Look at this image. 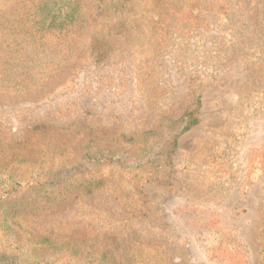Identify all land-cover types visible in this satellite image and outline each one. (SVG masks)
<instances>
[{
	"label": "rangeland",
	"instance_id": "1",
	"mask_svg": "<svg viewBox=\"0 0 264 264\" xmlns=\"http://www.w3.org/2000/svg\"><path fill=\"white\" fill-rule=\"evenodd\" d=\"M63 1L80 16L59 32L47 0H0V252L14 264H264V66L209 61L223 32H258L264 0H208L201 38L174 27L166 47L154 0L118 14ZM164 2L182 22L190 0ZM195 97L198 124L166 149ZM87 148L120 153L92 165Z\"/></svg>",
	"mask_w": 264,
	"mask_h": 264
},
{
	"label": "trees",
	"instance_id": "2",
	"mask_svg": "<svg viewBox=\"0 0 264 264\" xmlns=\"http://www.w3.org/2000/svg\"><path fill=\"white\" fill-rule=\"evenodd\" d=\"M208 0H190L189 8L183 10L179 13L182 14V18L179 24H176V18H170L171 16H177V14L171 10L170 8H166V3L164 0H154L153 10L156 13L154 19L153 31L155 32V36L158 39V44L161 47H166L169 45L168 42H165V37L168 36L170 29L181 28L182 34H186V37L183 40L190 39L191 35L195 34L193 39H200L201 35L197 33V27L202 24L199 20L197 14L200 12H204L203 5ZM260 1V0H257ZM218 0L215 2L212 1V6L217 4ZM129 3V0H100L101 7L108 14H118L121 13L126 5ZM261 4V3H260ZM262 12H264V3L261 4ZM51 7V8H50ZM45 9L46 15L51 18L50 26L53 27L54 30H58L61 32L66 29V26H72L79 18V5L77 2H65L63 0H59L57 3L54 1H48L41 3L40 12L43 13ZM174 19V20H173ZM173 20V21H172ZM57 22V23H56ZM117 33L121 30L124 23L119 21L116 24ZM195 28V29H193ZM258 32L256 34H249L247 32H223L221 35L226 38L225 44L222 42V48L218 47V50H214L211 52L212 55L210 58V64L216 65L217 68L222 66L229 67L234 64L243 63L247 65L253 66H264V16L260 18ZM172 37L170 33L169 38ZM93 51L95 52V60H99L101 58L106 59L107 51L102 48V43L99 39L94 41ZM223 51V53H220ZM199 108V100L197 97L193 99L191 106L184 112L182 115L179 124L177 126L178 132L175 133L168 140V145L166 149H170L173 151L177 145V138L190 130L193 126L198 124V119L196 117V112ZM34 130V128H33ZM36 130V128H35ZM117 139L122 144L133 143L136 141L132 137H127L125 135H118ZM93 148H87L86 155L84 156L83 162L88 161L92 165L94 164H113L115 160L116 154L109 150H91ZM167 151V150H166ZM89 153V154H87ZM126 160V159H125ZM77 188L81 189V192L84 194H90L93 189L96 187V183H94L93 179L83 180L76 183ZM50 240H41L40 244H50ZM0 264H14L11 258L4 253L0 252Z\"/></svg>",
	"mask_w": 264,
	"mask_h": 264
}]
</instances>
